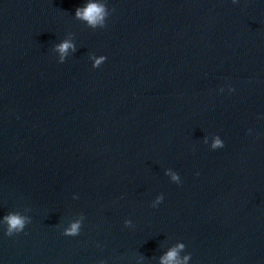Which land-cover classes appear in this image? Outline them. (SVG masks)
<instances>
[{
	"label": "water",
	"instance_id": "1",
	"mask_svg": "<svg viewBox=\"0 0 264 264\" xmlns=\"http://www.w3.org/2000/svg\"><path fill=\"white\" fill-rule=\"evenodd\" d=\"M0 264H264V0H0Z\"/></svg>",
	"mask_w": 264,
	"mask_h": 264
}]
</instances>
